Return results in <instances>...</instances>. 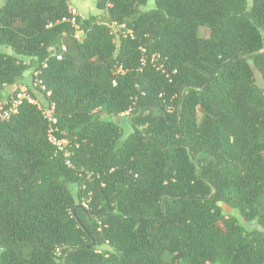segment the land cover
Masks as SVG:
<instances>
[{"label":"trees","instance_id":"1","mask_svg":"<svg viewBox=\"0 0 264 264\" xmlns=\"http://www.w3.org/2000/svg\"><path fill=\"white\" fill-rule=\"evenodd\" d=\"M96 8L133 38L76 15L77 41L69 0L0 4V101L40 71L71 153L27 101L0 122V264H264V0Z\"/></svg>","mask_w":264,"mask_h":264},{"label":"built area","instance_id":"2","mask_svg":"<svg viewBox=\"0 0 264 264\" xmlns=\"http://www.w3.org/2000/svg\"><path fill=\"white\" fill-rule=\"evenodd\" d=\"M106 7L108 8L109 5L107 4ZM71 15L73 16L70 20L72 26L74 27V38L77 41H82L84 32H82L78 25L75 22L76 11L74 9H70ZM106 13L102 10L100 14L97 16L99 19L104 17ZM101 24L106 25L112 33L115 34L114 41L118 39L119 35L126 36L133 38L132 33L129 30H125V25H119L114 22L108 23L105 20H100ZM140 52L139 63L141 66L145 64L146 61V50L143 46H139L138 48ZM64 51V46L61 44L60 47H56L52 50V56L55 57L57 60L61 59V52ZM158 58V55H152L150 57V62L152 63ZM45 64H43V67ZM157 69H160V67ZM40 71H34L32 73V86L33 89H37L39 92H42L45 96L44 103H40L37 99L32 98L28 94V90L25 87H14L12 92L2 101H0V122H8L13 116H15L21 104L27 101L30 104L36 105L38 111H40L42 119L46 124V140L47 142L55 149L56 153H60L62 157L65 159V164L68 167H71L70 156L71 153L69 152V142L65 138H57V134H64L63 132L59 131L58 129V122L55 115V107L54 104L49 100L50 92L46 91L45 87L43 86L41 80L39 79ZM124 71L121 65H117L113 69V75L123 74ZM131 110L129 109L124 115H129ZM82 205L84 207L87 206L86 202H83Z\"/></svg>","mask_w":264,"mask_h":264},{"label":"rangeland","instance_id":"3","mask_svg":"<svg viewBox=\"0 0 264 264\" xmlns=\"http://www.w3.org/2000/svg\"><path fill=\"white\" fill-rule=\"evenodd\" d=\"M3 0H0V4L2 3ZM93 0H84V1H80V0H72V3H70V6L74 7L75 4H79V7H76L77 9L76 14L80 15L83 19H88L90 17H95L98 14H100V10L98 11V9L96 8V4L97 2H100L101 0H94L95 2H92ZM84 3L85 5L89 4V6H85L82 7L81 3ZM70 9H73V8ZM154 7V4L152 1H150L145 7H140V11H149ZM262 34L264 35V31H262ZM199 36L202 38H207L208 37V30L206 29H200L199 30ZM116 42V40H115ZM3 51H5L6 53H9L10 51L8 49H3ZM26 62L29 63V59H26ZM32 69L28 70L27 72L24 73V75L22 76V78L18 81V83L15 85L17 88L18 87H25L26 89H33L32 86ZM254 82L255 84H257L259 87H263L264 84L262 82V79L260 77V75L257 73V71L254 72ZM13 87H6L2 93V98H6L13 90ZM35 98L40 102V103H44V99H43V95L41 94V92L37 91L35 93ZM133 117V114L130 113L129 115H121L118 117H106L109 118L110 120H112L114 123H116L118 126L121 127L122 129V138L121 141L124 140L126 137H128V135L132 132V125H131V119ZM72 191H74L72 189ZM225 215H230L232 213H234L233 209L229 206H226L224 204H220ZM102 249H107V247L102 246Z\"/></svg>","mask_w":264,"mask_h":264},{"label":"crops","instance_id":"4","mask_svg":"<svg viewBox=\"0 0 264 264\" xmlns=\"http://www.w3.org/2000/svg\"><path fill=\"white\" fill-rule=\"evenodd\" d=\"M70 1V3H72V0H69ZM92 2H95L94 0L92 1ZM82 4V7H84V9H85V6H89V4H91V3H89V4H87V5H85L83 2L81 3ZM72 6H70V8H71ZM76 7H79V4H75V6L74 7H72L74 10H76L77 8ZM99 11V10H98ZM14 87H16V86H13V88Z\"/></svg>","mask_w":264,"mask_h":264}]
</instances>
